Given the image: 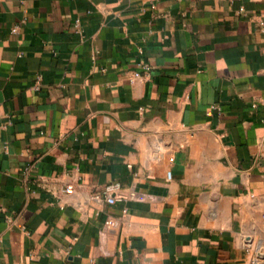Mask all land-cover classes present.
Returning <instances> with one entry per match:
<instances>
[{"label":"crops","instance_id":"obj_1","mask_svg":"<svg viewBox=\"0 0 264 264\" xmlns=\"http://www.w3.org/2000/svg\"><path fill=\"white\" fill-rule=\"evenodd\" d=\"M0 264H264V0H0Z\"/></svg>","mask_w":264,"mask_h":264},{"label":"built area","instance_id":"obj_2","mask_svg":"<svg viewBox=\"0 0 264 264\" xmlns=\"http://www.w3.org/2000/svg\"><path fill=\"white\" fill-rule=\"evenodd\" d=\"M150 71H151V66L149 63H141L140 69L133 72V74L131 76V81L133 82V81L140 79L145 73H149ZM41 85H42V78L39 75V76H37V80H36L33 88L36 90H39V89H41ZM215 108H217V107H215ZM119 187H120L119 183H110L105 187L103 194L106 196L108 203L114 204L117 201V197H116L115 193L119 189ZM71 189H72V186H67L66 191H70ZM99 197L100 196H97V198H99ZM107 224L108 225H114V221L108 220Z\"/></svg>","mask_w":264,"mask_h":264}]
</instances>
